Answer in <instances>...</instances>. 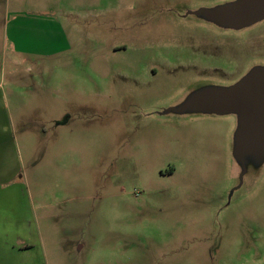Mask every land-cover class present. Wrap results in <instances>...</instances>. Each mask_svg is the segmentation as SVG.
Instances as JSON below:
<instances>
[{"label":"rangeland","instance_id":"1","mask_svg":"<svg viewBox=\"0 0 264 264\" xmlns=\"http://www.w3.org/2000/svg\"><path fill=\"white\" fill-rule=\"evenodd\" d=\"M225 2L0 0V264H264V157L175 111L264 67Z\"/></svg>","mask_w":264,"mask_h":264},{"label":"water","instance_id":"2","mask_svg":"<svg viewBox=\"0 0 264 264\" xmlns=\"http://www.w3.org/2000/svg\"><path fill=\"white\" fill-rule=\"evenodd\" d=\"M196 15L230 29H243L264 20V0H236L213 8H201ZM235 114L239 133L235 155L243 169L246 156L264 157V67H255L229 87H208L193 95L177 112Z\"/></svg>","mask_w":264,"mask_h":264},{"label":"flooded vegetation","instance_id":"3","mask_svg":"<svg viewBox=\"0 0 264 264\" xmlns=\"http://www.w3.org/2000/svg\"><path fill=\"white\" fill-rule=\"evenodd\" d=\"M232 1H236V0H232ZM229 2V1H228ZM228 2H225V3H222V4H220V5H226V4H228ZM215 6H218V5H215ZM214 7V6H213ZM213 7H206V8H213ZM205 87H208V86H205ZM225 87H228V86H225ZM204 88V87H203Z\"/></svg>","mask_w":264,"mask_h":264},{"label":"crops","instance_id":"4","mask_svg":"<svg viewBox=\"0 0 264 264\" xmlns=\"http://www.w3.org/2000/svg\"><path fill=\"white\" fill-rule=\"evenodd\" d=\"M3 184H4V183H3ZM6 184H8V183H7V181H6L5 185H3V186H5V187H6Z\"/></svg>","mask_w":264,"mask_h":264}]
</instances>
